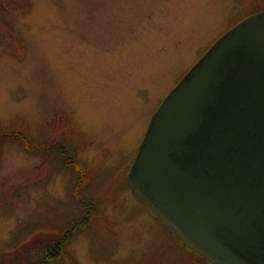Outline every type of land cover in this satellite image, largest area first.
<instances>
[{
  "label": "rangeland",
  "instance_id": "374dc122",
  "mask_svg": "<svg viewBox=\"0 0 264 264\" xmlns=\"http://www.w3.org/2000/svg\"><path fill=\"white\" fill-rule=\"evenodd\" d=\"M263 7L0 0V264L38 263L48 238L61 241L45 264H202L125 175L164 96L218 36ZM15 131L40 147L27 151ZM73 149L84 178L70 167Z\"/></svg>",
  "mask_w": 264,
  "mask_h": 264
},
{
  "label": "water",
  "instance_id": "95a60500",
  "mask_svg": "<svg viewBox=\"0 0 264 264\" xmlns=\"http://www.w3.org/2000/svg\"><path fill=\"white\" fill-rule=\"evenodd\" d=\"M137 199L211 264H264V10L224 31L151 114Z\"/></svg>",
  "mask_w": 264,
  "mask_h": 264
},
{
  "label": "trees",
  "instance_id": "16d2710c",
  "mask_svg": "<svg viewBox=\"0 0 264 264\" xmlns=\"http://www.w3.org/2000/svg\"><path fill=\"white\" fill-rule=\"evenodd\" d=\"M260 10H264V7L263 8H261ZM14 136H16L15 138H13V139H16V140H18V142L24 147V149H26L27 151H33V150H35V149H37V148H39L40 146H38V145H34L33 143H30V141L25 137V135H22V134H20V133H18L17 131H15V134H14ZM4 139H6L5 138V136H4V134H3V132L0 130V140H4ZM30 144H33L34 146H35V149L34 148H32V147H30ZM73 154H72V157L70 158V161H71V164H70V167H72V171L74 172V173H76L77 175H80L81 177H85V172H84V169L83 168H81V166H80V164L78 163V159H77V157H76V155H75V150L73 149ZM61 164V165H60ZM58 165H60V166H63V164H62V162H60V160H58ZM86 184H87V188L89 189V190H87L86 189V187L84 186L83 187V192L84 193H87V191H90V188H89V186H88V181L86 182ZM86 198V197H85ZM85 198L83 197V200H85ZM83 200L81 199L80 201H82L81 203L83 204V206H84V204H85V202H83Z\"/></svg>",
  "mask_w": 264,
  "mask_h": 264
},
{
  "label": "flooded vegetation",
  "instance_id": "af4514ba",
  "mask_svg": "<svg viewBox=\"0 0 264 264\" xmlns=\"http://www.w3.org/2000/svg\"><path fill=\"white\" fill-rule=\"evenodd\" d=\"M72 229V227H71ZM68 236H64L63 238V242H65V240H67ZM173 239V238H172ZM176 243L180 244L179 241H177V239H173ZM61 240H58V241H55L53 242V240L50 242L49 238L45 241H39L41 243H45V247L43 248V256H41L42 258H40V260H38L39 262L35 263V264H45V258H52L51 255H55L56 251H57V248H59V243H60ZM53 242V243H52ZM181 245V244H180ZM192 253V252H191ZM194 254V253H192ZM195 255V254H194ZM198 259H200L202 261V264H208L207 262H205L204 260H202L201 258L198 257Z\"/></svg>",
  "mask_w": 264,
  "mask_h": 264
}]
</instances>
